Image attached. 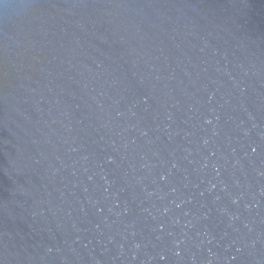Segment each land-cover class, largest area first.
<instances>
[{"label":"water","instance_id":"water-1","mask_svg":"<svg viewBox=\"0 0 264 264\" xmlns=\"http://www.w3.org/2000/svg\"><path fill=\"white\" fill-rule=\"evenodd\" d=\"M0 264H264V0H0Z\"/></svg>","mask_w":264,"mask_h":264}]
</instances>
